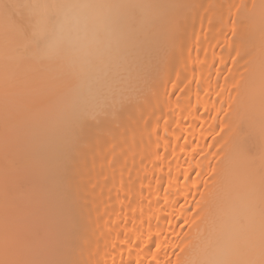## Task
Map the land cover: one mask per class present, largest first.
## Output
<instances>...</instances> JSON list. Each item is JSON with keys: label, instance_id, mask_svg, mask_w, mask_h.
Returning <instances> with one entry per match:
<instances>
[{"label": "bare ground", "instance_id": "1", "mask_svg": "<svg viewBox=\"0 0 264 264\" xmlns=\"http://www.w3.org/2000/svg\"><path fill=\"white\" fill-rule=\"evenodd\" d=\"M0 264H264V0H0Z\"/></svg>", "mask_w": 264, "mask_h": 264}]
</instances>
